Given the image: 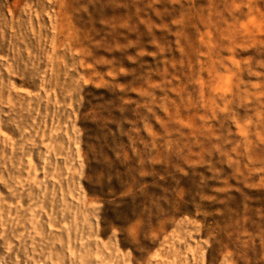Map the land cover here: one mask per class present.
<instances>
[{
	"label": "rangeland",
	"instance_id": "obj_1",
	"mask_svg": "<svg viewBox=\"0 0 264 264\" xmlns=\"http://www.w3.org/2000/svg\"><path fill=\"white\" fill-rule=\"evenodd\" d=\"M0 264H264V0H0Z\"/></svg>",
	"mask_w": 264,
	"mask_h": 264
}]
</instances>
